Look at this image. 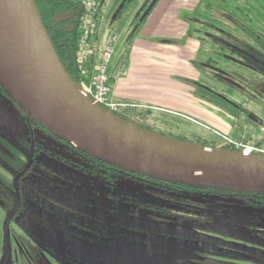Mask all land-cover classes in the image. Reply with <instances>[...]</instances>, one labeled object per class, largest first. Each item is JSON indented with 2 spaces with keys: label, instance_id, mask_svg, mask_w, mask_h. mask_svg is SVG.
Instances as JSON below:
<instances>
[{
  "label": "rangeland",
  "instance_id": "rangeland-1",
  "mask_svg": "<svg viewBox=\"0 0 264 264\" xmlns=\"http://www.w3.org/2000/svg\"><path fill=\"white\" fill-rule=\"evenodd\" d=\"M121 2L122 0H112V6L118 7ZM144 2L145 0H138L121 21L113 20L112 11L108 8L110 19L107 20L108 23L104 25L101 34L109 28L110 32L115 30L121 37L117 47L120 42L125 46L127 36L131 32L132 21ZM202 3L203 0L198 3L197 9L203 8L204 14L208 12L211 21L202 20L193 25L196 31L194 37L200 44L197 65L201 70V82L207 83L211 76L215 77L211 70H204V64L208 62L213 64L212 61H216L214 64L222 71L228 68L239 74L245 73L244 69L229 63L223 57L220 58L221 52L226 56L229 54L228 51H222L204 34H217L210 27L214 26L217 30H224L234 37L232 39L222 35L228 40L236 42L237 39L244 44L254 45L257 36L263 38L264 35V0H206L205 5H212V11L203 7ZM145 7L143 6V10ZM242 75L245 78L249 77L246 74ZM251 76L254 78L252 80L254 84L261 82L258 76ZM215 84L212 83V86L215 87ZM253 88L254 90L247 88L246 94L244 91L226 94L240 105V112H235V115L227 114L234 119L232 135L213 131L187 116L162 112L152 111L153 114L146 118L132 116L130 120L164 133L185 137L190 141L188 143L201 139L217 148L246 150L253 147L264 150V97L260 95L262 89H258V94L254 93L255 87ZM216 90L223 91V87L217 84ZM147 110L149 109L141 112ZM28 119L27 113L0 90V184H6L7 176L12 178L27 165L31 138ZM230 141L236 142L237 146ZM33 172L39 170L31 169L27 174L26 172L23 174L24 177L19 181L20 190L23 184L30 186L34 183L30 179ZM71 178L66 184L67 188L56 194L58 198L80 206L81 210L76 213V225H72V228L80 233L70 234L67 233L68 229L61 231L59 237L63 246L59 247L60 253L55 255L53 247L51 248L52 254L57 258L66 259V254L69 259L72 258L80 264H246L247 260L251 263L252 258L255 264H264L263 237L257 240L247 238L244 235L249 233L247 226L236 227L231 224L233 220L224 222L221 214L225 216V211L202 203L174 200L169 193L140 182L118 181L116 187L112 189L88 175L74 174ZM60 183L63 185L62 180ZM46 189H49V186ZM0 198H3L1 194ZM74 211H68L69 220L64 218V223L68 227L72 216L75 218ZM63 212L61 208L62 215ZM12 229L13 226L10 232ZM7 231L5 227V232ZM165 231L182 233L185 235L183 239L195 243L196 246H184L175 240H167L163 236L172 235ZM237 233L240 234L237 236ZM7 234L5 238L0 239L4 247L0 264H32L37 262L38 258L41 260L45 258L54 263L55 258L43 243L47 242L45 239L36 238L33 241L20 239L18 237L20 234L17 233L18 242L11 239L9 243ZM69 243L71 248H64ZM250 244L253 245L251 249ZM19 245L27 247L29 256L19 251L21 249ZM246 249L252 252H247Z\"/></svg>",
  "mask_w": 264,
  "mask_h": 264
},
{
  "label": "water",
  "instance_id": "water-1",
  "mask_svg": "<svg viewBox=\"0 0 264 264\" xmlns=\"http://www.w3.org/2000/svg\"><path fill=\"white\" fill-rule=\"evenodd\" d=\"M0 86L56 138L118 169L167 183L264 194V155L163 137L93 101L65 71L35 0H0Z\"/></svg>",
  "mask_w": 264,
  "mask_h": 264
},
{
  "label": "flooded vegetation",
  "instance_id": "flooded-vegetation-1",
  "mask_svg": "<svg viewBox=\"0 0 264 264\" xmlns=\"http://www.w3.org/2000/svg\"><path fill=\"white\" fill-rule=\"evenodd\" d=\"M112 5V0H106V6L109 7V10H111L113 14L116 7ZM70 19L72 21L71 23L68 22L66 28L67 30L69 29L72 31L74 29V25L72 23H78L79 18L71 15ZM210 27H212L217 34H204L205 37L209 41H212L214 45H217L220 49H222V51L226 50L229 53L224 56L222 55L224 52H221L219 57H223L225 60L229 61V63L244 69L245 73L242 74H246L250 78H245L241 73L239 74L238 72L230 71L228 68L223 69L222 71V69L218 68V66L214 64L216 61H212L214 62L213 64L205 63L204 70H211L213 72V76L215 77L212 78L211 76V80L207 83H201V94L208 103L213 105L220 112L226 115H235V112H240V105L232 99L233 97H227V95L237 93L239 91H244L245 93L247 88L249 90L250 88L254 90L253 87H255L254 93L259 94L258 89H262V94L260 95L264 97V35L263 38L261 36H257L256 41H254V45L248 43L244 44L237 41V39L236 42L228 40L227 38L222 37V35L234 39L230 33L220 29L217 30L214 26ZM251 75L258 76L261 79V82L257 80L259 83L254 84L252 81L254 78H252L253 76ZM219 77H221V80ZM214 82L217 83L218 86L220 85V87H223V91L216 90L217 84ZM212 83L215 84V87L212 86ZM1 92L4 96L8 97L2 90ZM230 118L232 117L230 116ZM28 122L31 129V138L29 140L28 156L26 159L27 165L12 178L7 176L6 178L8 181L6 184H0V187H4L0 188V194L3 197L0 198V239L3 237L5 238L6 233H8L9 243L11 242V239H14V241L18 240L17 233L20 234V236H18L20 239H30V241L36 240V238H43L47 241L43 242L45 244V248H47L48 251H51V248L53 247L54 254L56 255L60 253L59 247L62 248L63 246L59 237L61 231L68 229L67 233H80L73 229L72 225H76V213L81 210L80 206L78 207L69 200L58 198L56 193L67 188L66 184L71 181V177L74 174L91 176L94 179H97V182H100L101 184L104 183L106 187L112 189L113 187L115 188L117 184L114 186V184L107 182L109 176L106 174L107 172L105 170H94L92 166L93 161L88 158V154L81 151L78 152L74 147L69 146L64 141L56 138L55 136H51L48 132H46V129H43L34 120L28 119ZM230 142L236 144V142ZM85 159H87V161ZM28 167L29 169L27 170ZM36 168L39 172H33L32 177H30L34 183H31L30 186L28 184H23L20 190V188H18L19 181L24 177L23 174L25 172V174H27L31 171V169ZM58 170H62V172H58ZM123 174L124 172L117 171V178H123ZM131 179H133V177ZM61 180L63 181V185L60 183ZM151 185L153 184H149V186ZM47 186H49V189H46ZM154 188H157L165 193H169V195L173 197L176 195L180 198H178L179 200L184 202L194 204L202 203L208 205L209 207L211 206L225 211V216L221 214L225 220L230 219V221H234V217L236 215H246V217H240L244 220V223L247 226L246 229L249 232L244 235L253 240H257L262 237L264 239V206H261L259 202L255 200L245 201L231 199L230 201H220L217 196L212 195L203 196L196 193L189 194L188 192H185V194H177L175 191L167 190L168 188ZM44 189L46 190L44 191ZM50 190H52V192H50ZM61 208L64 211L63 215L60 213ZM237 208H239V210ZM68 211L75 212V218L72 216L69 227L64 223L65 217L69 220L68 216L70 215L68 214ZM11 226H13V229L10 232ZM5 227L8 229L7 232H5ZM165 232L172 235L163 236L167 240H175L184 246H196L195 243L187 241V239H183L185 235L182 233ZM238 234L240 233H237V236ZM71 241L72 240L70 239L69 242ZM19 246L21 248L19 251L22 252L23 255L29 256L27 247L23 245ZM252 246L253 245L250 244V249ZM68 247L71 248L70 243L64 246V248L67 249ZM246 250L247 252L251 251L249 249ZM3 252L4 247H2V244L0 243V261L2 260ZM50 253L52 254V251ZM53 257L55 258L53 264H80L77 261L75 262L72 258L69 259V256L66 254V259L64 257L57 258L54 255ZM250 260L251 263H248L247 260L246 264H255L252 258ZM32 264H52V262L46 260L45 258H42V260L38 258V261L32 262Z\"/></svg>",
  "mask_w": 264,
  "mask_h": 264
},
{
  "label": "crops",
  "instance_id": "crops-1",
  "mask_svg": "<svg viewBox=\"0 0 264 264\" xmlns=\"http://www.w3.org/2000/svg\"><path fill=\"white\" fill-rule=\"evenodd\" d=\"M199 2L159 0L130 47L126 49L121 42L116 47L109 68V77L114 81L111 95L138 111L187 116L230 135L234 120L210 105L200 90V44L188 37L190 24L183 17L195 13ZM115 35L110 28L100 34V46L106 48Z\"/></svg>",
  "mask_w": 264,
  "mask_h": 264
},
{
  "label": "trees",
  "instance_id": "trees-1",
  "mask_svg": "<svg viewBox=\"0 0 264 264\" xmlns=\"http://www.w3.org/2000/svg\"><path fill=\"white\" fill-rule=\"evenodd\" d=\"M154 0H145L144 4H142L140 9H143V6L145 7L143 14L147 11L148 7L151 5V3ZM39 13L41 15V19L43 21V24L45 26V29L49 35V38L52 42V45L59 57V60L61 64L63 65L65 71L67 74L71 77L73 82L77 85H80L82 83L89 84L91 81V78L93 76L94 68L99 62L104 49L100 48L96 56H92L89 58L84 64H80L78 60L79 51H80V41H81V33H80V22L81 18L83 16V7L80 2H77L75 0H35ZM138 0H122V2L116 7L115 11L113 12V20L115 21H121L123 17L126 15V13L129 11L130 7L134 4H136ZM159 2V0L157 1ZM206 0H203V7L205 6L208 8L209 11H212V5L207 4L205 5ZM148 4V5H146ZM223 6V5H222ZM228 6V5H226ZM228 9V8H227ZM203 8L200 10L197 9L195 13L193 14H186L183 15L184 18L188 19L190 22V30L188 37L189 38H195V28L193 25H196L198 22L204 20L207 22H210L208 12L207 14H204ZM223 12V11H222ZM203 13V14H202ZM143 14L139 17V20L134 19L133 21V28L131 29V32L128 34L126 39V49H128L132 43V40L140 30L142 24L146 19L141 21ZM74 15L76 18H79L78 23H72L74 25V29L67 30L66 25L68 22L71 23L70 16ZM149 16V15H148ZM147 16V17H148ZM209 20V21H208ZM195 31V32H194ZM199 39V38H198ZM177 43V42H176ZM175 44V43H174ZM202 52V51H201ZM204 52V51H203ZM210 63V62H208ZM113 79H110L108 82L109 87V93H111L112 87H113ZM0 89L9 97L11 98L4 89L0 86ZM11 100L16 104V102L11 98ZM125 120L130 121L132 116L137 118H146V116H150L153 114L152 111L147 110L144 112L138 111L136 107L131 105H126L124 107L123 112L117 113ZM131 116H128L130 115ZM136 122V121H135ZM139 124V122H137ZM40 125V124H39ZM41 126V125H40ZM140 127L147 129L149 131L155 132L160 134L163 137H169L174 140L182 141V142H190L187 138L182 136H175L171 133H164L160 130H156L151 127H146L143 124H139ZM42 127V126H41ZM43 128V127H42ZM44 129V128H43ZM46 131V130H45ZM48 132V131H46ZM49 133V132H48ZM51 136H54L53 134L49 133ZM195 144L204 145L207 147H212L207 142L196 139ZM70 146V145H69ZM263 147V146H262ZM229 148V147H228ZM77 150V149H76ZM79 152V150H77ZM88 158H90L92 162V166L94 170L103 169L109 176L107 179V182L114 184V186L117 184V181H133V182H140L145 185L153 184L151 186L158 187L161 189H166L170 191H175V193L179 194H185V192H188L189 194H198V195H212L217 196L220 201H230L231 199H238V200H245V201H251L255 200L259 202L261 206H264V194L260 193H242V192H234V191H224V190H218V189H210V188H202V187H194V186H188V185H182V184H173V183H167L163 181L154 180L151 178H146L143 176H138L131 174L130 172L123 171L121 169H118L114 166H111L109 164H106L92 156L88 155ZM87 161V159H85ZM117 171L124 172L123 178H117ZM109 172V173H108ZM122 176V175H121ZM133 177V179H131ZM149 183V184H148ZM169 191V192H170ZM182 191V192H181ZM184 192V193H183ZM202 197V196H201ZM179 197L174 195V200H179ZM209 199V198H208ZM246 215L238 214L234 217V221L231 224H234L236 227H244L246 224L244 223V220L240 217H244ZM230 221V219L225 220ZM222 222V223H224Z\"/></svg>",
  "mask_w": 264,
  "mask_h": 264
},
{
  "label": "built area",
  "instance_id": "built-area-1",
  "mask_svg": "<svg viewBox=\"0 0 264 264\" xmlns=\"http://www.w3.org/2000/svg\"><path fill=\"white\" fill-rule=\"evenodd\" d=\"M83 7V16L80 22V51L78 60L82 65L99 51L98 36L105 21V11L102 0H75ZM118 37H113L104 50L99 62L94 68L89 84H82L83 91L97 104L112 112H118L125 105L119 104L109 93L108 69L115 53ZM245 154L264 155V150L253 147L246 148Z\"/></svg>",
  "mask_w": 264,
  "mask_h": 264
}]
</instances>
